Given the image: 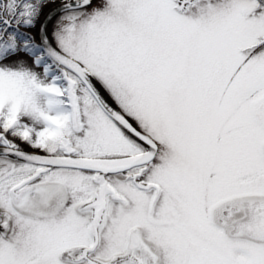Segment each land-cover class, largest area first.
Wrapping results in <instances>:
<instances>
[{"label":"snow or ice","instance_id":"snow-or-ice-1","mask_svg":"<svg viewBox=\"0 0 264 264\" xmlns=\"http://www.w3.org/2000/svg\"><path fill=\"white\" fill-rule=\"evenodd\" d=\"M0 264H264V0H0Z\"/></svg>","mask_w":264,"mask_h":264}]
</instances>
